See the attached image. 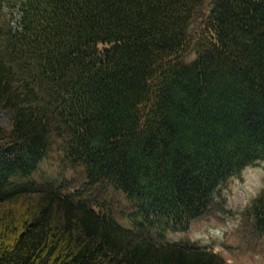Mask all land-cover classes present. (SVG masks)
Here are the masks:
<instances>
[{"label":"trees","instance_id":"16d2710c","mask_svg":"<svg viewBox=\"0 0 264 264\" xmlns=\"http://www.w3.org/2000/svg\"><path fill=\"white\" fill-rule=\"evenodd\" d=\"M3 110L0 264H225L162 240L264 162V0H0Z\"/></svg>","mask_w":264,"mask_h":264},{"label":"rangeland","instance_id":"374dc122","mask_svg":"<svg viewBox=\"0 0 264 264\" xmlns=\"http://www.w3.org/2000/svg\"><path fill=\"white\" fill-rule=\"evenodd\" d=\"M197 26L194 25V28ZM200 29L199 26L197 28ZM190 54L188 59H192ZM0 124L5 128L10 124V112L0 113ZM59 154H52L40 166L42 176L57 174ZM264 188V162L247 167L239 177H234L223 188L219 201L221 204L212 214L202 220L194 221L186 231L168 232L163 243H181L187 239L191 244L212 250L225 260V264H264V254L258 253L260 244L251 227L241 229V211ZM125 225H128L124 222ZM250 238L253 239L250 241ZM259 244V246H258ZM228 246L227 249L226 247Z\"/></svg>","mask_w":264,"mask_h":264}]
</instances>
